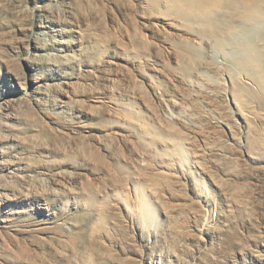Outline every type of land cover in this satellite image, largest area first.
<instances>
[{"label":"rangeland","instance_id":"rangeland-1","mask_svg":"<svg viewBox=\"0 0 264 264\" xmlns=\"http://www.w3.org/2000/svg\"><path fill=\"white\" fill-rule=\"evenodd\" d=\"M236 1L0 0V264H264V0Z\"/></svg>","mask_w":264,"mask_h":264},{"label":"bare ground","instance_id":"bare-ground-1","mask_svg":"<svg viewBox=\"0 0 264 264\" xmlns=\"http://www.w3.org/2000/svg\"><path fill=\"white\" fill-rule=\"evenodd\" d=\"M200 1L203 4L207 3V4H210L212 7H214V12L215 13L225 12L226 10H228L230 12V14H231V7H232V10H234V5H235L234 3L237 2L236 0H200ZM241 1H242V3L245 6H247L246 9H245V13H246L245 18H246V20H251V18L253 17V13H254V11H251V6H250L252 1H250V0H241ZM198 5H201V4H198ZM211 22H212L213 25L216 26L217 29H220V24L218 23L219 22V18H216L214 21H211ZM216 28H215V31H216ZM252 62H254V61L252 60Z\"/></svg>","mask_w":264,"mask_h":264}]
</instances>
